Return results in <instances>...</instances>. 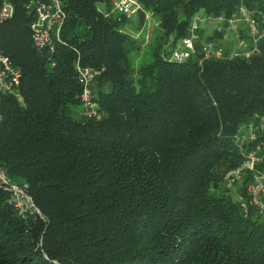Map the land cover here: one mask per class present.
Masks as SVG:
<instances>
[{"label": "trees", "instance_id": "obj_1", "mask_svg": "<svg viewBox=\"0 0 264 264\" xmlns=\"http://www.w3.org/2000/svg\"><path fill=\"white\" fill-rule=\"evenodd\" d=\"M25 1L12 0L0 26V51L21 72L20 98L0 107V166L38 212L23 216L0 188V264H264V219L243 214L223 182L242 161L235 136L264 120V40L248 58L199 64L197 43L186 62L170 59L198 12L226 21L240 5L264 13V0H137L158 33L154 75L137 80L134 41L99 11L103 0H62L53 52L32 47ZM222 27L196 34L222 43ZM76 62L105 68L90 85L100 118L70 115ZM260 143L264 173V121L245 149Z\"/></svg>", "mask_w": 264, "mask_h": 264}, {"label": "built area", "instance_id": "obj_2", "mask_svg": "<svg viewBox=\"0 0 264 264\" xmlns=\"http://www.w3.org/2000/svg\"><path fill=\"white\" fill-rule=\"evenodd\" d=\"M24 8L28 12L34 13V20L29 26V39L32 47L37 51H54L55 40L59 39L60 31L66 20L64 3L62 0H26ZM141 5L137 0H112L110 12H118L117 22H121L123 16H135L141 11ZM15 7L12 0H0V26L10 20L14 15ZM105 17L107 15L105 14ZM214 20L205 18L203 21ZM221 25L215 28L217 33L223 31L222 25L226 23V30L235 31L238 28L244 32L247 43L240 42L239 46L232 50H227L222 43L215 41H200L196 32L200 26L194 17L190 23L188 36L183 38L178 46L172 51L170 59L174 62L184 63L191 58L196 51L197 43H200L202 57L201 64L205 60L215 59H237L248 58L259 54V43L264 40V13L260 11H249L246 6L240 5L237 11L228 19H217ZM141 29V28H140ZM139 29V30H140ZM142 29L140 30V32ZM130 34V33H128ZM137 39L139 34H130ZM149 37V36H147ZM78 65V64H77ZM105 71L104 66L100 67H76L75 78L81 87L78 96L80 101L79 113L84 119L102 117L99 104L95 96L90 91L93 80ZM21 72L16 68L11 60L0 51V107L5 97L20 98ZM263 118L259 119V124L251 123L247 126L248 132L242 136H235L236 146L241 154V163L229 170L223 176V182L227 189L233 187L249 173L250 184L246 186L247 197H239V203L243 210L253 208L264 219V173L257 169L261 162V143L253 149L246 151L245 143L254 142L263 128ZM0 188L11 193L9 204L20 210L24 199H29L24 194L27 185H15L0 166ZM30 200V199H29Z\"/></svg>", "mask_w": 264, "mask_h": 264}, {"label": "rangeland", "instance_id": "obj_3", "mask_svg": "<svg viewBox=\"0 0 264 264\" xmlns=\"http://www.w3.org/2000/svg\"><path fill=\"white\" fill-rule=\"evenodd\" d=\"M103 2H105V0H103L98 5L99 11H102L104 13V16L106 14L107 15L106 18H108V19L110 18L112 21L116 20V22H117V17L119 16V13L118 12H110L111 6H112V0H111L110 8L108 6H105L103 4ZM107 8H109L108 11L106 10ZM141 11H142V9H141ZM121 18H122V21L117 22L118 26H119L118 27L119 30H121V32L124 35H126L127 37H129V39H131L135 42V43L133 42V49H132L131 53L129 54L130 66H131L132 70L134 71L133 79L137 80L138 77L140 78L142 76H146L148 79L152 78V76L154 75V67H153V59H152V47H153V44H154V42L158 36V33L156 31L157 30V27H156L157 19H156V17H153V15H151L149 12H147V13H145L144 21H142V22H140L139 19L137 18V14L135 16H123ZM195 18L198 20L200 28L204 30L205 36L212 34V32L215 30V28H217L218 26L221 25V23L218 20H209L208 22H206V21L204 22L203 19H205L206 16H204V14L202 12H198L196 14ZM135 27H137V29ZM140 28L142 29L141 32H140V30H141ZM128 33H130V34H136L137 33V34H139V37L137 39H135ZM147 36H149V37H147ZM242 41L247 43V40L244 36V32L239 28L237 30V33L235 31H230V30L224 31V34H223L222 40H221L222 44L225 46V48L227 50L234 49L235 47H237V45L239 46L240 42H242ZM77 66L78 65L76 62L75 71H76ZM76 81H77V79H76ZM70 115L72 118H75V119L82 118L80 116L79 109H77V110L72 109L70 112ZM251 123L259 124V122H256V121L251 122ZM246 132H248V129L244 130V133H246ZM245 144H246L247 148H250L252 146V142L247 141ZM246 151L249 152V150H246ZM219 183H220V181L217 182V184H219ZM249 184H250V180L248 179V176L245 175L243 177V179L241 181L237 182L233 187H231L229 189H227L226 187L225 188L229 192L228 196H232L235 201L237 199L236 202L240 205L239 197L241 196V194H238V192H239L238 190H240V187L244 188L245 186H248ZM15 185H17L16 182H15ZM217 187H218V189H217L218 192L223 191V188L221 186H216V188ZM215 192L218 193L216 190H215ZM24 194L27 195L26 192H24ZM10 197H11V193H10ZM29 199H24L22 205L20 204V210L18 212H20V214H22L23 216L27 210H33L34 209L33 202H32L30 197H29ZM240 208H241V206H240ZM241 210L243 211V214H246V215H249L251 213L250 212L247 214L248 210H243L242 208H241Z\"/></svg>", "mask_w": 264, "mask_h": 264}, {"label": "clouds", "instance_id": "obj_4", "mask_svg": "<svg viewBox=\"0 0 264 264\" xmlns=\"http://www.w3.org/2000/svg\"><path fill=\"white\" fill-rule=\"evenodd\" d=\"M34 209H35V206H34ZM36 210V209H35ZM37 211V210H36Z\"/></svg>", "mask_w": 264, "mask_h": 264}, {"label": "water", "instance_id": "obj_5", "mask_svg": "<svg viewBox=\"0 0 264 264\" xmlns=\"http://www.w3.org/2000/svg\"><path fill=\"white\" fill-rule=\"evenodd\" d=\"M38 212V211H37Z\"/></svg>", "mask_w": 264, "mask_h": 264}]
</instances>
